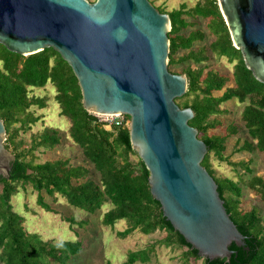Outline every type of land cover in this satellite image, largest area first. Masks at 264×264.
<instances>
[{
    "label": "trees",
    "instance_id": "obj_1",
    "mask_svg": "<svg viewBox=\"0 0 264 264\" xmlns=\"http://www.w3.org/2000/svg\"><path fill=\"white\" fill-rule=\"evenodd\" d=\"M168 14L172 25L169 66L190 61L200 65L211 54L234 62L231 75L206 71V66L193 68L189 64L184 69L188 91L175 101L180 107L195 111V117L189 123L198 129V137L208 146L202 164L215 179L232 221L246 237L245 247L232 243L229 249L234 253L230 261L203 258L174 229L164 216L161 204L151 194L149 171L132 148L129 126L107 129L98 123L95 115L84 109L78 79L53 48L23 56L0 43V118L7 131L5 147L9 151L12 149L14 155L10 176L0 177L1 264H78L77 259L83 250L82 241L44 240L39 233L30 232L25 227V218L14 210L12 204L19 185H31L38 193V205L47 211L53 209L45 201L44 192L54 200L61 195L71 206L91 214L108 204L110 208L104 212L103 225L114 226L119 221H126L128 226L118 232L122 238L137 229L146 235L157 230L165 231L166 236L160 243L185 249L182 253L184 263L194 259L203 260V264H264V225L259 210L257 207H242L243 187L232 179L216 177L211 165L213 154L221 162L253 173L248 166L250 162L234 163L225 154L228 138L238 132L234 124L226 127V134L214 130L220 126L217 116L225 112L221 109L222 104L233 99L247 102L240 117L250 139L244 140L235 150L264 153V84L255 79L247 69L241 51L234 47L218 0L197 3L190 10L182 5ZM186 15L210 18L207 27L215 40L209 47L193 49L196 42L205 38V33L201 30L183 33L190 24L184 17ZM182 50L186 53L176 57ZM49 82L56 89L61 114L71 121L70 137L82 149L87 165H73L69 159L63 158L37 161L38 150L47 151L60 144L61 135L54 128L47 127L43 133L33 135L29 147L17 139L20 132H27L41 119L30 109L34 106L45 108L48 98L35 96L32 91ZM218 92L222 93L216 95ZM132 156L138 158L137 163L132 161ZM247 183L264 200V177L251 176ZM66 219L70 223L76 222L73 217ZM152 250L131 251L122 264L147 263Z\"/></svg>",
    "mask_w": 264,
    "mask_h": 264
},
{
    "label": "water",
    "instance_id": "obj_2",
    "mask_svg": "<svg viewBox=\"0 0 264 264\" xmlns=\"http://www.w3.org/2000/svg\"><path fill=\"white\" fill-rule=\"evenodd\" d=\"M231 40L264 84V0H218ZM168 13L150 0H0V43L28 56L53 48L70 65L91 114L127 115L132 148L149 171L166 219L203 258L230 261L246 237L232 221L203 166L208 152L190 125L195 111L176 99L186 74L169 70ZM0 118V177L14 155Z\"/></svg>",
    "mask_w": 264,
    "mask_h": 264
},
{
    "label": "rangeland",
    "instance_id": "obj_3",
    "mask_svg": "<svg viewBox=\"0 0 264 264\" xmlns=\"http://www.w3.org/2000/svg\"><path fill=\"white\" fill-rule=\"evenodd\" d=\"M94 2L95 0H89ZM158 9L169 13L179 9L182 5H186V9L190 10L197 3H204L206 0H150ZM190 24L183 30V33L188 34L191 31L201 30L205 33V38L202 41L196 42L193 49L197 50L201 47H209L215 40V36L210 32L207 25L210 18H202L196 16H184ZM186 51H180L176 57H180ZM211 54V53H210ZM191 64L193 68L206 66V71L212 70L218 74L231 75L234 68V62L230 63L226 57H219L215 54L200 65L190 62H177V64L169 66V70L177 74H185L184 69ZM222 92L216 93L220 95ZM32 94L39 97L48 98L45 108L40 109L37 106L30 110L41 117V119L31 127L27 132H20L18 141L23 140L24 145L29 147L33 135L41 134L45 128L50 127L59 131L61 142L54 149L36 152L37 161L45 162L58 158L69 159L73 165H87L82 149L73 142L70 137L69 127L71 121L67 116L61 114V108L56 100V89L49 82L45 87L34 88ZM31 94V95H32ZM247 103V102H246ZM246 103H241L238 100H231L221 105V109L225 112L218 115L220 126L214 130L217 133L226 134V127L234 124L237 128V134L228 138L227 150L225 152L229 160L234 163L246 161L249 163V168L253 173L246 172L243 168H234L228 162H221L213 154L211 155V165L215 171V176L232 179L243 187V195L241 197L242 207L251 209L257 207L264 225V200L257 195L249 187L248 181L251 176L264 177V153L255 151L237 152L235 149L241 146L246 139H250L248 132L241 120V112ZM7 139V135H6ZM6 141V140H5ZM238 142L240 144H238ZM10 152L13 154L12 149ZM134 163H137L136 156L131 157ZM92 168V167H91ZM45 201L50 204L53 211L43 209L37 203L38 193L31 185H19L18 193L12 197L13 208L16 212L25 218V227L30 232H37L44 240H52L55 242L70 240L82 241V252L77 261L78 264H122L127 260L129 252L142 249L153 250L150 252V260L147 263L140 261L135 264H203V260L190 259L184 263L182 253L185 249L166 247L160 243L161 239L166 236V232L157 230L152 234H144L140 230H135L132 234L122 238L118 235L119 231H123L128 223L119 221L114 226H105L102 224L104 212L110 208V205L105 204L102 209L96 213H88L82 209L71 206L68 201L61 195H57L56 200L51 196L43 193ZM66 217L75 218V223H70ZM1 264V263H0Z\"/></svg>",
    "mask_w": 264,
    "mask_h": 264
},
{
    "label": "built area",
    "instance_id": "obj_4",
    "mask_svg": "<svg viewBox=\"0 0 264 264\" xmlns=\"http://www.w3.org/2000/svg\"><path fill=\"white\" fill-rule=\"evenodd\" d=\"M97 118L98 123L105 125L107 129L112 127H123L130 125V117L127 115H100L93 114Z\"/></svg>",
    "mask_w": 264,
    "mask_h": 264
}]
</instances>
